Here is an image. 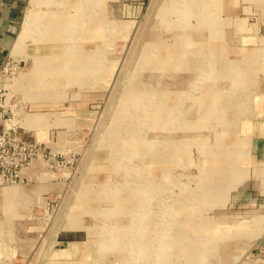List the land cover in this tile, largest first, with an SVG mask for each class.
<instances>
[{"label":"rangeland","instance_id":"1","mask_svg":"<svg viewBox=\"0 0 264 264\" xmlns=\"http://www.w3.org/2000/svg\"><path fill=\"white\" fill-rule=\"evenodd\" d=\"M250 33L222 0H26L0 68V264H264Z\"/></svg>","mask_w":264,"mask_h":264},{"label":"crops","instance_id":"2","mask_svg":"<svg viewBox=\"0 0 264 264\" xmlns=\"http://www.w3.org/2000/svg\"><path fill=\"white\" fill-rule=\"evenodd\" d=\"M25 5L26 0H0V68L19 35ZM222 12L237 26L244 27L247 34H251V29L264 32V0H222ZM248 143L256 178L249 183L248 191L251 196L260 197L264 191V115L253 122Z\"/></svg>","mask_w":264,"mask_h":264},{"label":"bare ground","instance_id":"3","mask_svg":"<svg viewBox=\"0 0 264 264\" xmlns=\"http://www.w3.org/2000/svg\"><path fill=\"white\" fill-rule=\"evenodd\" d=\"M31 24H32V18L30 16H28L25 20V23H24V28H26L27 30H29L31 28ZM31 32L30 31L28 34L31 35ZM26 37L24 36V33L22 32L21 33V36L19 37V40L17 42V49H19L20 47H22V44L24 43Z\"/></svg>","mask_w":264,"mask_h":264},{"label":"built area","instance_id":"4","mask_svg":"<svg viewBox=\"0 0 264 264\" xmlns=\"http://www.w3.org/2000/svg\"><path fill=\"white\" fill-rule=\"evenodd\" d=\"M3 116L1 117L0 116V138H5L6 136H10V131H13L14 130H9L7 129V122L6 120H4Z\"/></svg>","mask_w":264,"mask_h":264}]
</instances>
